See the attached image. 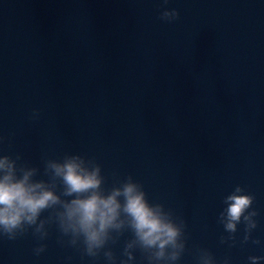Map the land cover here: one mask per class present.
I'll use <instances>...</instances> for the list:
<instances>
[{
  "label": "water",
  "instance_id": "obj_1",
  "mask_svg": "<svg viewBox=\"0 0 264 264\" xmlns=\"http://www.w3.org/2000/svg\"><path fill=\"white\" fill-rule=\"evenodd\" d=\"M165 8L179 18L161 20ZM0 136V155L35 179L66 154L94 158L106 189L131 175L185 221L176 264H199V249L252 264L264 257V0H0ZM237 185L257 227L244 243L238 224L230 246L218 217ZM47 227L42 241L0 237V264H109ZM130 238L109 245L116 264Z\"/></svg>",
  "mask_w": 264,
  "mask_h": 264
},
{
  "label": "clouds",
  "instance_id": "obj_2",
  "mask_svg": "<svg viewBox=\"0 0 264 264\" xmlns=\"http://www.w3.org/2000/svg\"><path fill=\"white\" fill-rule=\"evenodd\" d=\"M178 18L176 9L165 8L160 14L168 23ZM38 115L39 110L34 109L33 118ZM4 139L0 136V143ZM20 160V155H0V237L16 240L31 229L42 241L49 235L47 226L55 224L61 243L68 237L67 243L83 255L98 258L103 253L109 264L117 260L109 245L116 244L125 232H130L131 238L125 241L122 256L126 259L120 264L135 260V250L147 264H176L185 252V221L163 204L150 202L143 184L131 175L106 189L101 165L94 158L66 154L62 160L45 159L43 175L47 179H35L40 169L18 164ZM254 199L239 185L224 197L226 207L219 213L218 223L229 235L221 236V243L230 240L234 246L240 223L245 225L243 242H248L257 227ZM45 212L48 215L41 218ZM252 243L261 242L256 239ZM45 248L41 243L34 252L39 255ZM261 259L264 257H249L252 264ZM198 261L216 264L207 249H199Z\"/></svg>",
  "mask_w": 264,
  "mask_h": 264
}]
</instances>
